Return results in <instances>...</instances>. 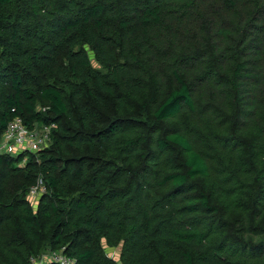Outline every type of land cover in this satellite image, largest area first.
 I'll return each instance as SVG.
<instances>
[{"label":"trees","instance_id":"1","mask_svg":"<svg viewBox=\"0 0 264 264\" xmlns=\"http://www.w3.org/2000/svg\"><path fill=\"white\" fill-rule=\"evenodd\" d=\"M15 118L0 264H264V0H0Z\"/></svg>","mask_w":264,"mask_h":264},{"label":"built area","instance_id":"2","mask_svg":"<svg viewBox=\"0 0 264 264\" xmlns=\"http://www.w3.org/2000/svg\"><path fill=\"white\" fill-rule=\"evenodd\" d=\"M54 125L44 126L41 128L34 127L28 129L20 118L11 121L6 130L3 132L0 140V153L13 156L24 153L36 154L43 151L49 146L50 133ZM46 193V188L41 180L32 186L28 192L29 200H38ZM75 264V260L65 257L61 252H53L44 255L39 260H32L31 264Z\"/></svg>","mask_w":264,"mask_h":264},{"label":"rangeland","instance_id":"3","mask_svg":"<svg viewBox=\"0 0 264 264\" xmlns=\"http://www.w3.org/2000/svg\"><path fill=\"white\" fill-rule=\"evenodd\" d=\"M37 202L38 200L34 199L31 201V203L33 204V208H36L37 206ZM105 252L110 256L112 257L114 260H118V256H119V252H120V248H106L105 249Z\"/></svg>","mask_w":264,"mask_h":264}]
</instances>
